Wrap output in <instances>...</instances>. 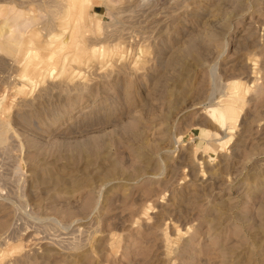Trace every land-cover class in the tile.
Wrapping results in <instances>:
<instances>
[{
	"label": "rangeland",
	"instance_id": "374dc122",
	"mask_svg": "<svg viewBox=\"0 0 264 264\" xmlns=\"http://www.w3.org/2000/svg\"><path fill=\"white\" fill-rule=\"evenodd\" d=\"M78 6L0 0V264H264V0Z\"/></svg>",
	"mask_w": 264,
	"mask_h": 264
},
{
	"label": "bare ground",
	"instance_id": "6f19581e",
	"mask_svg": "<svg viewBox=\"0 0 264 264\" xmlns=\"http://www.w3.org/2000/svg\"><path fill=\"white\" fill-rule=\"evenodd\" d=\"M70 1V5L72 4L74 7L75 5H77V8L79 7L78 5H80V7L87 5L88 0H69ZM87 8V7H85ZM75 9V8H74ZM72 11V10H71ZM80 12V9L78 10ZM73 12V11H72ZM74 13V12H73ZM81 14V13H80ZM72 15V14H71ZM70 15V16H71ZM79 15V14H78ZM73 16V15H72ZM75 19V18H74ZM72 20V19H71ZM77 20V19H76ZM78 21V20H77ZM76 24V23H75ZM75 32V31H74ZM62 39V38H61ZM68 41V40H67ZM67 43V42H66ZM22 43V39L20 38V35H12L9 37L8 41H2L0 43V46L2 47L1 49L7 53H14L17 50L20 49ZM63 44V43H62ZM65 44V42H64ZM59 46V45H58ZM62 46V45H61ZM23 48V47H22ZM76 49V48H75ZM74 51V50H73ZM32 53V52H31ZM16 54V53H15ZM33 54V53H32ZM38 58V57H37ZM39 59V58H38ZM56 59V58H55ZM37 61V59H36ZM41 64V63H40Z\"/></svg>",
	"mask_w": 264,
	"mask_h": 264
}]
</instances>
